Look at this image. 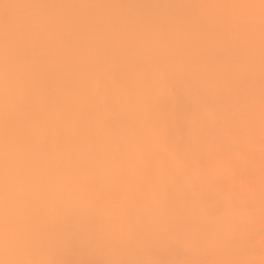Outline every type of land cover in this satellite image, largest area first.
<instances>
[{
  "label": "bare ground",
  "instance_id": "1",
  "mask_svg": "<svg viewBox=\"0 0 264 264\" xmlns=\"http://www.w3.org/2000/svg\"><path fill=\"white\" fill-rule=\"evenodd\" d=\"M0 264H264L262 0H0Z\"/></svg>",
  "mask_w": 264,
  "mask_h": 264
},
{
  "label": "snow or ice",
  "instance_id": "2",
  "mask_svg": "<svg viewBox=\"0 0 264 264\" xmlns=\"http://www.w3.org/2000/svg\"><path fill=\"white\" fill-rule=\"evenodd\" d=\"M262 4H264V0H262Z\"/></svg>",
  "mask_w": 264,
  "mask_h": 264
}]
</instances>
